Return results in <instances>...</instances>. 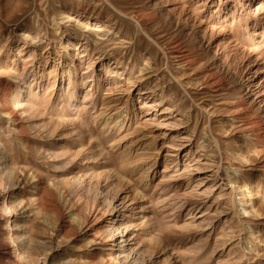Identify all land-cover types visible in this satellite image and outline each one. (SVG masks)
<instances>
[{
	"label": "rangeland",
	"instance_id": "rangeland-1",
	"mask_svg": "<svg viewBox=\"0 0 264 264\" xmlns=\"http://www.w3.org/2000/svg\"><path fill=\"white\" fill-rule=\"evenodd\" d=\"M256 69L264 0H0V264H264Z\"/></svg>",
	"mask_w": 264,
	"mask_h": 264
},
{
	"label": "bare ground",
	"instance_id": "bare-ground-1",
	"mask_svg": "<svg viewBox=\"0 0 264 264\" xmlns=\"http://www.w3.org/2000/svg\"><path fill=\"white\" fill-rule=\"evenodd\" d=\"M203 2V1H202ZM248 8V7H247ZM258 9V8H257ZM260 9V8H259ZM256 10V9H255ZM255 13H256V11H255ZM173 56V55H172ZM185 55H182L181 53H178V52H176L175 54H174V58L177 60V59H182V60H184L185 59V57H184ZM173 58V59H174ZM117 59V58H116ZM122 61V60H121ZM119 62V61H118ZM183 66V65H182ZM261 70V69H260ZM251 71V70H250ZM261 72L259 71V69H256V70H254L253 72H249V76L247 77V79H245V99H246V101L244 102V107H246L245 109L246 110H248V111H252L253 109L255 110V109H257V110H263L264 111V74L263 75H261L260 74ZM95 81V80H94ZM144 84H145V80H141V85H143L144 86ZM121 87V86H120ZM121 88H119V90H120ZM152 89V88H151ZM111 91V90H110ZM122 91V90H121ZM120 91V92H121ZM117 95H120V93H116V95L115 96H117ZM107 101H106V103H105V107L103 106V108H105V113L108 111V113H109V111H111L110 113H109V118H108V120H110V117H114V116H120L121 114H128L127 113V110H128V101H126V100H124V101H122L121 99H119V97H116V99L115 100H111V98H108L107 97V99H106ZM242 104V103H241ZM244 107H242V108H244ZM254 107H256V108H254ZM253 108V109H252ZM141 109V108H140ZM244 110V109H243ZM243 110H242V112H243ZM253 110V111H254ZM256 111V110H255ZM254 111V112H255ZM263 111H262V114H263ZM241 112V111H240ZM241 112V113H242ZM107 113V114H108ZM104 114V113H103ZM250 114V113H249ZM252 114V113H251ZM123 116V115H122ZM121 118V117H120ZM126 118V117H125ZM130 118V117H129ZM107 119V118H106ZM249 120V119H248ZM251 121L250 122H248V126H250V128H252L253 130L255 129V128H257L258 126H259V122H260V126H262L261 125V121H260V119L259 118H256V117H252L251 119H250ZM107 121V120H106ZM123 121V120H122ZM109 122V121H108ZM116 122H118V121H116ZM120 122V121H119ZM104 123H106V122H104ZM111 123V122H110ZM243 123H246V121L245 122H243ZM120 124V123H119ZM106 125H107V123H106ZM116 125V124H115ZM123 125V124H122ZM112 126V125H111ZM129 126V125H128ZM247 126V125H246ZM127 127V126H126ZM240 127H241V125H240ZM264 127V126H263ZM120 128V127H119ZM122 128V127H121ZM243 129H245V128H243ZM262 129V128H261ZM249 132V131H248ZM254 132H255V130H254ZM264 132V131H263ZM250 133V132H249ZM258 133V132H257ZM261 133V132H260ZM254 134H256V133H254ZM264 134V133H263ZM136 192V191H135ZM134 192V193H135ZM128 194V193H127ZM130 194H133V192L132 193H130ZM126 195L127 197H128V199H130V201H132V203L133 202H135V200H136V198L135 197H133L132 195ZM135 196V195H134ZM3 210H4V208H3ZM142 211H144V210H140L139 212L141 213ZM247 215V214H246ZM247 217V216H246ZM109 237H114V234L112 233L111 235H109ZM119 251V250H118ZM115 255V254H114ZM112 256V255H111ZM117 256H119V255H117ZM113 257V256H112ZM116 259H117V257H116ZM118 260V259H117ZM117 260H116V262H117ZM115 261V260H114ZM120 262L118 261V264H119Z\"/></svg>",
	"mask_w": 264,
	"mask_h": 264
}]
</instances>
